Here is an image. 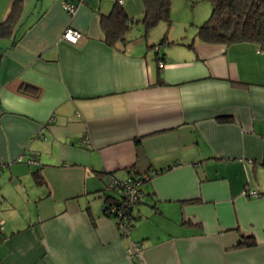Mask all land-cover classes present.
I'll list each match as a JSON object with an SVG mask.
<instances>
[{
	"label": "crops",
	"instance_id": "0c3cea01",
	"mask_svg": "<svg viewBox=\"0 0 264 264\" xmlns=\"http://www.w3.org/2000/svg\"><path fill=\"white\" fill-rule=\"evenodd\" d=\"M114 4L24 0L0 39V264H264V51L145 33L142 0H122L134 23L111 48L100 15ZM110 173L151 174L128 238L102 211ZM24 206L31 218L4 216ZM241 234L255 244L235 248Z\"/></svg>",
	"mask_w": 264,
	"mask_h": 264
},
{
	"label": "trees",
	"instance_id": "16d2710c",
	"mask_svg": "<svg viewBox=\"0 0 264 264\" xmlns=\"http://www.w3.org/2000/svg\"><path fill=\"white\" fill-rule=\"evenodd\" d=\"M24 0H10V9L4 20L0 19V39L9 37L13 28L21 16ZM144 6L143 16L140 23L145 33L154 28L159 23L171 25V3L172 0H142ZM211 3L212 11L209 18L197 27L195 37L206 44H225L232 45L237 43H255L264 51V0H208ZM134 19H131L123 10L122 6L115 1L111 11L100 15V25L104 33V42L111 48L124 46L126 43V35L130 30ZM189 46H191L189 44ZM29 86L24 87V91ZM36 90V89H35ZM220 121H230V118H219ZM37 183H42L40 174L33 172ZM109 176H114L110 173ZM132 175L130 177H137ZM151 175L141 184L142 191L141 204L144 202V194L142 186L149 181ZM117 178V177H116ZM119 179V178H118ZM116 195H118L108 183ZM110 202L102 205V211L105 215L113 217L120 228L119 221L114 215L106 212V204H119V196ZM129 221L133 223L137 217L133 212L127 211ZM121 233V231H120ZM255 240L252 236H244L241 234L240 239L234 245L235 248L244 246H252Z\"/></svg>",
	"mask_w": 264,
	"mask_h": 264
},
{
	"label": "built area",
	"instance_id": "2783aa9c",
	"mask_svg": "<svg viewBox=\"0 0 264 264\" xmlns=\"http://www.w3.org/2000/svg\"><path fill=\"white\" fill-rule=\"evenodd\" d=\"M117 3L121 4L122 0H115ZM63 9L69 14L73 15L77 9V5L71 2H63ZM82 33L78 30L67 27L63 31L61 38L69 44H76L81 38ZM81 143L86 147H89L87 135L84 134ZM14 162H21V158L16 159ZM250 162V161H249ZM28 163H35L34 160L28 161ZM4 167V164L0 162V170ZM151 174L139 175L135 178L126 177L124 179H118L114 176H109L108 183L110 186L118 192L120 198V203L115 204H106V212L110 215H114L115 218L119 221L121 236L128 238L130 232L133 228V223L129 221L128 214L125 212L129 211L130 214L133 212L137 219L139 218V213L134 212V207L140 203L142 200V191L140 190L141 184L143 181H146ZM243 194L249 196H257L258 193L255 191H243ZM6 236L4 235V222L0 221V245L5 241ZM126 255L132 260H140L142 258V248L139 242H131L126 248Z\"/></svg>",
	"mask_w": 264,
	"mask_h": 264
},
{
	"label": "rangeland",
	"instance_id": "374dc122",
	"mask_svg": "<svg viewBox=\"0 0 264 264\" xmlns=\"http://www.w3.org/2000/svg\"><path fill=\"white\" fill-rule=\"evenodd\" d=\"M5 3V1L2 2L0 0V12H1V6ZM212 11L211 3L208 0H172L171 4V12H170V18H171V35L174 36L175 39H178L179 41L182 40L184 42H190L194 36V33H196V27L191 25V22L196 24L197 26L201 25L203 22H205ZM1 15V14H0ZM165 26L167 29L166 24L159 23L157 24L152 30L153 32L158 30V27ZM160 29V28H159ZM194 29V30H193ZM4 171V169H2ZM0 171V176L1 172ZM1 198V193H0ZM91 199L94 200V196L91 195ZM96 199V198H95ZM145 205L143 204H137L134 207V212H141L142 209H145ZM28 208L21 207L18 210H15L12 212V210H7V213L4 214V216L7 219H10V217L14 214H21L26 215L27 218L29 217ZM34 213V211H33ZM0 218H4L0 216ZM5 219V218H4ZM6 220V219H5ZM135 223V222H134Z\"/></svg>",
	"mask_w": 264,
	"mask_h": 264
}]
</instances>
